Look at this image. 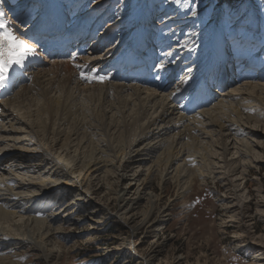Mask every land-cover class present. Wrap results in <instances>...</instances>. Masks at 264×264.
Wrapping results in <instances>:
<instances>
[{
  "label": "bare ground",
  "instance_id": "1",
  "mask_svg": "<svg viewBox=\"0 0 264 264\" xmlns=\"http://www.w3.org/2000/svg\"><path fill=\"white\" fill-rule=\"evenodd\" d=\"M105 1L106 4L109 3L108 5L112 2V0H103L96 5V8H102ZM19 6L18 3L15 8L18 9ZM99 18L102 21L104 16L100 15ZM120 18L122 20L125 16ZM120 18L114 16L107 32L118 28ZM6 19L9 21L8 17ZM184 20L182 17L180 19L177 17V21L173 22L177 25L182 22L189 23ZM168 22L158 25L165 27L170 25L167 24ZM9 26L17 30L23 39H26L31 28L29 26L26 27L28 28L26 32L22 31L20 25L12 21H9ZM196 27L192 30L189 28V32L195 29L194 34H196L198 29ZM216 28L214 43L217 44L222 61L230 66V62H233L237 54L243 51L248 59H245L243 64L237 63L238 73L244 76L253 73L255 77L253 79L245 77L246 80L236 82L235 86L228 90L226 84V89L224 88L220 94L208 90L204 82L201 90L194 97L187 87L195 70L194 63L188 59H184L183 67L193 68L190 74H184L185 86L182 87V83L169 92L166 90L169 77L165 74L154 90L125 84L112 79L111 75L103 74L107 64L114 63L112 59L117 57L116 49L120 47L122 41L115 47L108 45V48L97 43L83 56L66 61L50 60L44 52L32 44L37 55L29 57L23 69L14 68L12 75L16 80L13 82V90L6 98L0 100V248L3 249L0 254L8 253L10 245L16 246L18 242H24L37 251L40 259L47 263L54 260V250H48V245L58 238V235H54L57 231L50 233L55 223L52 218H39L48 209L40 208L41 205L39 208L23 207L20 205L21 202L51 200L52 195L59 193V196H62L72 188L77 189L75 199L78 203L90 202L89 200L93 202L94 193L90 188H86L91 179L96 174H100L102 169L103 174L97 179H104L109 175H118L119 179L124 178L125 176L118 171L121 168L122 171L127 170L128 167L123 164L126 157L133 156L134 168H142L145 161H149L150 165L147 169L150 176L157 172L164 182L175 180L177 186L181 188H189L198 177L208 176L206 173H209L214 179L229 183H233L235 177L236 188L240 189L243 183L239 181L244 182L250 172L248 169L260 162L254 155L255 142L249 141V138L252 137V131L255 135L264 124V46L257 48L258 40L261 38L251 36V45L247 44L249 41H240V44H247L245 49L241 51V47L236 46L233 54L227 53L224 47L229 40L222 38L223 32ZM121 29L122 27L119 32ZM169 38L167 37L168 41ZM152 43H155L154 39ZM187 44L184 41L180 46L186 48ZM247 47L249 48L246 49ZM177 48L178 46L174 49ZM159 53L160 51L157 50L158 55ZM182 54L180 52V57ZM171 55L168 57L174 62ZM179 61L172 63L169 72L167 70L168 74ZM243 65L248 67L247 72H244L243 68L240 69ZM255 67L256 71H252L251 68ZM89 70L95 76L105 77L104 83L96 85L85 83V80L80 78V74L82 71L88 73ZM222 75L218 83L220 86L225 77L226 83L229 73L223 70ZM232 82L230 78L229 84ZM12 94L13 96L10 97ZM70 110L73 112L67 114ZM35 112L53 119L49 122L51 127L44 133L28 120L35 115ZM76 112H83V118L72 128L70 120ZM88 115L90 121L86 120L89 118ZM7 128H11L10 131ZM22 128H30L25 137H16V143L13 145L5 143L13 136L9 133L22 131ZM108 140H115L117 143L108 144ZM141 142L142 147L139 145ZM60 143L63 153L57 155L56 147ZM92 144L93 146L88 149ZM99 146L102 148L97 150ZM95 148L97 151H94ZM88 150L90 153H87ZM139 158L143 163L139 162ZM37 160L40 162L34 164ZM217 173H221L220 177ZM26 178L30 179L26 180ZM137 178H140V175ZM137 178L130 181L131 188L117 193V199L125 213V208H132L147 197L149 203H152L149 210L151 213L157 209L158 199L152 200L153 197L147 193L144 184L142 189L140 187L133 189L135 182L139 180ZM37 180L39 182H35ZM149 181L148 179L147 182ZM12 182H14L13 186H11ZM236 188L235 201L239 197L238 191L244 190L243 187L241 190ZM127 193H134V198L125 197ZM83 202L79 205L83 206ZM238 206L240 205L235 203L232 206L228 205L227 208H242ZM156 224L161 226L159 218L156 219ZM12 229L22 234L19 233L15 237L16 235L11 234ZM53 246L56 247V244ZM1 256L0 264H22L17 254L11 257Z\"/></svg>",
  "mask_w": 264,
  "mask_h": 264
},
{
  "label": "rangeland",
  "instance_id": "2",
  "mask_svg": "<svg viewBox=\"0 0 264 264\" xmlns=\"http://www.w3.org/2000/svg\"><path fill=\"white\" fill-rule=\"evenodd\" d=\"M101 1L103 0H78L79 4L84 5L83 13H90L92 21L101 19L99 16L103 15L102 21L108 20V26L114 16L117 18L125 16L122 20L120 18L118 28L114 30L116 36L121 37L129 30L135 31L138 28L137 22L148 27L149 34L157 32L167 43L161 48L165 67L171 68L172 62H168L169 57L167 56L172 54L174 56L171 55L172 60H180L177 63L179 66L177 67L176 64L173 69L177 68L183 72L186 70L180 77V82L183 81L184 74H190L193 67L195 70L192 76L197 77L202 74L211 80L212 74L210 71L206 72V69L217 71L220 69V64L223 66L225 63L219 55L217 44L214 43L216 27L223 32L222 38L226 41L229 40L224 47V51L227 53L233 54L236 51V46H240V50L245 49L247 44H250L251 36L261 38L258 40L257 48L264 46V0H194V3L193 0H187L185 6H181L184 4V0H181L180 3H175L174 0H112L110 5H108L109 3L106 4L105 1L102 8H96V5ZM21 4L22 2H19V5ZM193 12L195 15L192 14ZM177 17L179 19L182 17L183 20L185 19L184 21L187 20L191 26L189 27V23L185 24V22L179 23L181 26L177 25L175 23ZM164 19L166 21H163ZM199 21L201 25H199ZM163 22H168L167 24L170 25L165 24L167 27L158 25ZM196 26L198 27L196 34H194L195 29L189 32V28L192 30ZM19 27L21 28V26ZM256 28L263 30L259 33ZM21 30L26 32L28 28H21ZM107 30L105 34L108 33ZM170 35L173 37L169 38ZM183 39L189 44L186 48L180 46L184 42ZM132 40L133 38L128 41V46ZM121 41L116 42V45ZM240 41H249V43L240 44ZM116 45L110 44L109 46L115 47ZM176 46L178 48L174 49ZM118 48L116 49L117 52H119ZM180 52L183 53L181 57ZM242 52L237 54V58L244 62L248 57ZM187 54L191 58L187 57ZM185 55L187 56L185 57ZM114 58L119 59V57ZM184 59L192 61L193 67L185 69L183 67ZM257 60L260 62L259 59ZM226 70L227 72L229 70V79L226 82L227 90L235 86L239 80L240 82L246 80L238 76V68L232 67L231 71L228 65ZM244 70L247 71L248 69ZM251 70L256 71L254 68ZM252 75L253 73L248 78L253 79ZM222 77L223 75L220 80ZM230 78L233 80L231 84H229ZM85 83L96 85L104 83V81L93 80L90 83L85 81ZM184 84L186 81H183L181 86ZM206 88L212 91L207 86ZM166 90H168V86ZM221 92L219 91V94ZM72 112L70 110L67 114ZM88 116L89 118L86 120L90 121V115ZM82 118L83 112L73 113L70 126L73 128L74 124ZM28 120L38 127L39 131L43 130L42 133H44L51 127L49 122L53 119L35 112V115ZM7 129L10 131L11 128ZM21 130L9 133L13 136L9 137L5 143L13 145L16 143L15 138L25 137L30 128H22ZM28 138L30 137L28 136ZM250 140L255 142L253 143L254 155L258 157L260 162L248 169L250 172L246 175L244 182L239 181V183L244 184L240 189L236 188L235 177H233V183H229L228 181L216 180L209 173H206L208 176L198 177L192 186L188 185L189 188H181L177 186L175 180L164 182L157 172L150 176L147 169L150 165L149 161H145L142 168H134L133 156L126 157L123 164L128 167L127 170L122 171L121 168L118 171L125 176L124 178L119 179L118 175H109L104 179H97L102 176V169L100 174H96L91 179L86 188H90L94 193V201L89 200L92 204L88 201H84L85 203L82 201L83 206H80L79 204L82 202L78 203L75 199L76 188L69 189L67 195L59 196V193L52 195L51 200L44 202L41 200L21 202L20 205L23 207L32 208H39V205L44 203V206L40 208L48 209L39 218H52L55 223L50 233L57 231V234L54 235H58V238H55L52 244L48 245V250H54V260L47 263L40 259L37 251L24 242H18V245L15 244L16 246L10 245L7 250L8 253H1L2 256L1 254L0 256L11 257L17 254V258L22 264H264V144H259L264 143V124L255 135L252 131ZM113 141L108 140V144L116 145L117 141ZM73 144L75 146V143ZM141 144L142 142L139 144L140 147H142ZM60 146L61 143L56 147L57 155L63 153ZM92 146L93 144L88 149ZM100 147L102 148L99 146L97 150L101 149ZM87 153H90V150ZM141 158H139V162L143 163ZM39 162L37 160L34 164ZM139 175L140 178H137ZM217 175L220 177L221 173H217ZM133 178L139 179L135 182L136 185L133 189L138 187L142 189V184H144L147 193L153 197L152 200L157 201L158 199L159 203H157L156 210L149 213L152 203H149L146 197L134 207L125 208L126 211L123 212L124 209L117 199V193L120 190L131 188L132 186L129 184ZM29 179L26 178V180ZM148 179L149 182H147ZM13 184L14 182L11 186ZM242 187L244 190L238 191L239 197L235 201L234 190L235 188L241 190ZM133 194L127 193L125 197L134 198ZM234 202L242 208L229 207L230 209H228V205L232 206L235 204ZM157 218H159L161 226H157ZM10 231L11 234L16 235L15 237L19 233L22 234L15 229ZM53 244H56V247ZM13 247L16 249H12ZM0 250L2 252L3 249L0 248Z\"/></svg>",
  "mask_w": 264,
  "mask_h": 264
},
{
  "label": "snow or ice",
  "instance_id": "3",
  "mask_svg": "<svg viewBox=\"0 0 264 264\" xmlns=\"http://www.w3.org/2000/svg\"><path fill=\"white\" fill-rule=\"evenodd\" d=\"M174 2L180 3L181 0H174ZM186 4L187 0H184V4L181 6ZM192 14L195 15V12ZM35 55H37V51L33 45L23 39L17 30L9 26L6 14L0 11V89L7 86L10 73L15 67L23 69L28 58ZM80 78L88 82L93 80L103 82L105 79L103 76H95L91 70L88 73L81 72Z\"/></svg>",
  "mask_w": 264,
  "mask_h": 264
}]
</instances>
